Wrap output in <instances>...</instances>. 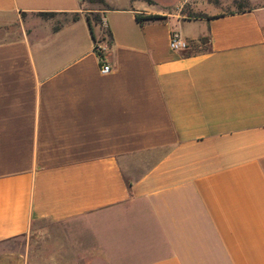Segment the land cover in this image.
Listing matches in <instances>:
<instances>
[{
	"label": "crops",
	"instance_id": "0c3cea01",
	"mask_svg": "<svg viewBox=\"0 0 264 264\" xmlns=\"http://www.w3.org/2000/svg\"><path fill=\"white\" fill-rule=\"evenodd\" d=\"M106 2L0 0L20 23L0 40V244L83 225L0 264H264V0L211 18Z\"/></svg>",
	"mask_w": 264,
	"mask_h": 264
},
{
	"label": "rangeland",
	"instance_id": "374dc122",
	"mask_svg": "<svg viewBox=\"0 0 264 264\" xmlns=\"http://www.w3.org/2000/svg\"><path fill=\"white\" fill-rule=\"evenodd\" d=\"M107 0L95 4L106 5ZM160 5H171L180 16L192 17L196 14L211 16L212 14H227L248 7L247 0H157ZM94 14L92 17L94 18ZM25 18V16H24ZM60 20L61 17H56ZM20 23L13 19L0 17V40H9L17 35ZM83 233L82 222L42 220L33 223L29 232L6 240L0 248L25 249L31 253H40L44 257L67 251L72 247L76 234L80 240ZM81 234V235H80Z\"/></svg>",
	"mask_w": 264,
	"mask_h": 264
},
{
	"label": "trees",
	"instance_id": "16d2710c",
	"mask_svg": "<svg viewBox=\"0 0 264 264\" xmlns=\"http://www.w3.org/2000/svg\"><path fill=\"white\" fill-rule=\"evenodd\" d=\"M87 1H90V2H103L104 0H87ZM148 3H152V0H144ZM238 11H242V10H238ZM232 13V12H231ZM39 15L43 16V17H52L55 15L54 12H40L38 13ZM136 19L138 22L140 23H143V22H152V21H156V20H161L164 18L163 15H159V14H152V13H137L136 15ZM73 18H76L77 17V14H73L72 15ZM193 18H202V17H206V18H211L213 16H206L204 14H196V15H193L192 16ZM87 19L89 20V23L91 24V21H90V16L87 15ZM94 21L96 23H99V17L98 15H95L94 16ZM91 32H92V28H91ZM95 50H96V45L94 46Z\"/></svg>",
	"mask_w": 264,
	"mask_h": 264
},
{
	"label": "built area",
	"instance_id": "2783aa9c",
	"mask_svg": "<svg viewBox=\"0 0 264 264\" xmlns=\"http://www.w3.org/2000/svg\"><path fill=\"white\" fill-rule=\"evenodd\" d=\"M104 24V23H103ZM169 45L171 49H183L188 47V43L180 38L179 34L171 33ZM96 51L99 56V69L102 73H107L111 70V66L104 61L100 47L96 46Z\"/></svg>",
	"mask_w": 264,
	"mask_h": 264
}]
</instances>
